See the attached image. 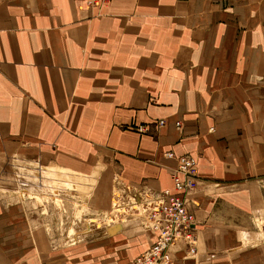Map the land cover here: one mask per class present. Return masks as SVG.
<instances>
[{"label":"crops","instance_id":"crops-1","mask_svg":"<svg viewBox=\"0 0 264 264\" xmlns=\"http://www.w3.org/2000/svg\"><path fill=\"white\" fill-rule=\"evenodd\" d=\"M185 154L197 254L175 264H264V0H0V264H127L157 239L133 216L62 231L16 165L82 176L64 185L106 218L117 180L173 190Z\"/></svg>","mask_w":264,"mask_h":264},{"label":"rangeland","instance_id":"rangeland-1","mask_svg":"<svg viewBox=\"0 0 264 264\" xmlns=\"http://www.w3.org/2000/svg\"><path fill=\"white\" fill-rule=\"evenodd\" d=\"M28 169L29 167L26 168L22 164L15 166L14 179L16 182V190L13 191V194L16 195L17 200L24 199L32 202L34 205H43L44 212L48 213L51 208H54L60 214L59 218L62 231L67 230L69 225L74 227L77 222H84L85 227L93 225L94 227L101 228L104 225H112L129 216L137 217L142 221V225L145 229L152 230L148 224V215L152 207L151 202L149 200H145L147 197L142 198L144 197L143 192L140 194V191H136L135 189L133 190V188L131 189L130 186H126L121 183L122 181L117 180L113 194V212L111 214L106 213L107 217L105 218L104 216L106 215L102 217L90 216L91 214L89 212H91V209L87 204V198L90 194L89 192L92 190V186L90 188L87 185L78 183L79 186L75 187L76 190H72L68 188L69 185H64V183L67 182L66 180L83 181L82 176H73L68 174L61 175L50 170H45L43 173L44 176L42 177H46V179L43 178V184L47 183L48 186L46 185L40 187L38 169L35 170L31 168L32 171L31 169ZM26 173L27 177L25 178ZM29 173L31 175H29ZM57 178L63 180V182L57 180ZM48 180H50V182H47ZM25 181H28V185L26 186L24 185ZM30 182H32V186L29 185ZM65 195L73 196L72 199L75 202V217L73 213L69 214L67 204L63 201V197H65ZM263 223L264 222H262V224ZM72 226L70 227L71 232H73L74 229ZM261 227L263 230V225H261ZM262 235L264 240V230ZM69 237L71 238L73 235L69 233Z\"/></svg>","mask_w":264,"mask_h":264},{"label":"built area","instance_id":"built-area-1","mask_svg":"<svg viewBox=\"0 0 264 264\" xmlns=\"http://www.w3.org/2000/svg\"><path fill=\"white\" fill-rule=\"evenodd\" d=\"M110 1L86 0V3L97 8ZM164 123L163 120L159 122L160 125ZM176 124L181 126L180 122ZM172 177L173 190L165 189L151 195L143 192L142 198L147 197L145 200L152 205L148 224L157 233V239L148 250L127 264H175L174 250L178 246H182L188 255L197 254L195 218L187 194L199 180L198 158L191 154L180 156Z\"/></svg>","mask_w":264,"mask_h":264},{"label":"bare ground","instance_id":"bare-ground-1","mask_svg":"<svg viewBox=\"0 0 264 264\" xmlns=\"http://www.w3.org/2000/svg\"><path fill=\"white\" fill-rule=\"evenodd\" d=\"M118 199V198H117ZM118 201V200H117Z\"/></svg>","mask_w":264,"mask_h":264}]
</instances>
